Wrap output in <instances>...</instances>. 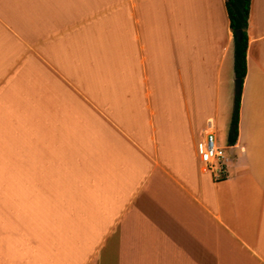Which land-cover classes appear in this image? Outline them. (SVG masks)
Wrapping results in <instances>:
<instances>
[{
  "label": "crops",
  "instance_id": "crops-1",
  "mask_svg": "<svg viewBox=\"0 0 264 264\" xmlns=\"http://www.w3.org/2000/svg\"><path fill=\"white\" fill-rule=\"evenodd\" d=\"M247 32L215 181L225 0H0V264H264V0Z\"/></svg>",
  "mask_w": 264,
  "mask_h": 264
},
{
  "label": "trees",
  "instance_id": "trees-1",
  "mask_svg": "<svg viewBox=\"0 0 264 264\" xmlns=\"http://www.w3.org/2000/svg\"><path fill=\"white\" fill-rule=\"evenodd\" d=\"M230 28L234 35V72L236 79L243 83L247 72V48H248V21L251 9V0H225ZM241 35L237 36V31ZM242 86L236 89L233 105V113L227 138L228 145H234L239 132V109L241 103Z\"/></svg>",
  "mask_w": 264,
  "mask_h": 264
},
{
  "label": "rangeland",
  "instance_id": "rangeland-1",
  "mask_svg": "<svg viewBox=\"0 0 264 264\" xmlns=\"http://www.w3.org/2000/svg\"><path fill=\"white\" fill-rule=\"evenodd\" d=\"M234 73V70H228L227 65L225 67L224 72L221 76V85L219 89V112H218V118L216 119L217 124V131H218V140L219 143L226 145L227 144V138L229 133V127L230 122L232 118L233 113V105H234V97L236 92V83L231 84L230 76ZM253 89L249 87L245 91V100L242 103V109H243V116H244V122L245 124H248L252 122V116L253 114L262 113L264 114V93L259 96H257L258 102L257 105L251 104V101L253 99ZM244 105V106H243ZM257 123V122H256ZM264 122L258 123V128H261ZM263 129V128H262Z\"/></svg>",
  "mask_w": 264,
  "mask_h": 264
},
{
  "label": "built area",
  "instance_id": "built-area-1",
  "mask_svg": "<svg viewBox=\"0 0 264 264\" xmlns=\"http://www.w3.org/2000/svg\"><path fill=\"white\" fill-rule=\"evenodd\" d=\"M231 148L232 145L219 143L216 122L210 118L200 142V159L215 181L227 176Z\"/></svg>",
  "mask_w": 264,
  "mask_h": 264
},
{
  "label": "water",
  "instance_id": "water-1",
  "mask_svg": "<svg viewBox=\"0 0 264 264\" xmlns=\"http://www.w3.org/2000/svg\"><path fill=\"white\" fill-rule=\"evenodd\" d=\"M240 35H241V30H238L237 36H240ZM235 83H236V89H240L242 86V81L240 79H236Z\"/></svg>",
  "mask_w": 264,
  "mask_h": 264
}]
</instances>
